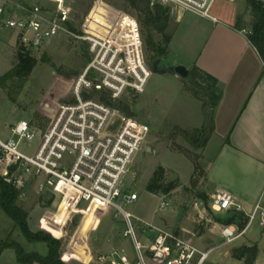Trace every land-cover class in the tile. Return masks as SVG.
I'll return each mask as SVG.
<instances>
[{
	"label": "rangeland",
	"instance_id": "obj_1",
	"mask_svg": "<svg viewBox=\"0 0 264 264\" xmlns=\"http://www.w3.org/2000/svg\"><path fill=\"white\" fill-rule=\"evenodd\" d=\"M3 2L4 12L0 18V137L3 139L9 137L11 126L20 120H28L39 132L44 131L60 105L77 101L73 84L90 61L88 43L78 37L86 28L95 32V24L104 29H114L118 25L123 33L130 32L137 41V24L145 63L150 67V62L157 59V56L151 58L152 51L147 47L140 25L125 0ZM244 4V0L232 3L220 1L213 7L212 13L223 19ZM35 6L40 15L49 19H54L60 8L66 10L67 22L74 30L64 23V30L38 50L26 48L36 60L27 78L1 79L17 61L16 52L22 36L16 28L8 26L7 21L26 17L27 11ZM166 8L170 15V31H173L176 10ZM242 15L248 25L250 12L245 10ZM96 34L103 35L101 32ZM154 36L156 40H161L157 33ZM194 42L195 45H191L193 49L191 46L188 50L179 47L177 55L193 57L196 49ZM166 60L172 62V55H168ZM161 63L165 64V60ZM191 77L176 78L168 72L152 71L140 94L127 92L110 103L103 101L100 93L93 90H82L80 97L117 107L125 115L135 117L150 128L124 176L126 188L138 196L136 201L124 206L126 211L176 233L199 251L212 249L203 264H246L243 259L233 256L234 250L242 245L257 246L255 264H264V231L257 228L232 243H224L219 236L218 225H223L219 220H225L226 216L210 209L209 199L214 191L205 180L211 147L195 148L181 134L182 129L200 128L213 118L210 113L213 109H205L202 105L201 112L200 101L191 90ZM38 141L39 138L23 145V150L32 152ZM158 166L164 168L163 182L175 184V188L167 194L151 193L146 188ZM22 179L23 185L18 187L21 193L18 204L28 213L29 228L34 232L60 231V253L66 264H102L97 257L108 249L109 242L110 246L118 245L124 249L131 260L136 259L131 239L122 237L123 217L114 208L96 199L84 200L77 190L67 189L62 184L37 192L34 180L29 182L25 176ZM161 200L167 202L166 207H159ZM179 208H183L184 214L176 221ZM59 212L68 214L63 225L57 214ZM6 238L18 241L26 251L36 249L42 253L47 248L45 243L26 240L0 209V239ZM145 261L146 264H158L151 259Z\"/></svg>",
	"mask_w": 264,
	"mask_h": 264
},
{
	"label": "built area",
	"instance_id": "obj_2",
	"mask_svg": "<svg viewBox=\"0 0 264 264\" xmlns=\"http://www.w3.org/2000/svg\"><path fill=\"white\" fill-rule=\"evenodd\" d=\"M149 1L151 5L168 6L217 22L213 7L220 1L232 3L237 0ZM3 12L4 2L0 0V18ZM67 20L68 14L64 9L60 8L56 17L49 19L40 15L35 6L27 11L26 17L10 19L7 25L22 34L21 44L25 48L38 50L64 30L63 24ZM100 29L105 36L96 34L89 27L78 36L88 43L90 61L73 84L77 101L60 105L52 122L42 132L30 121L20 120L11 126L7 139L0 137V176L17 188L23 185L22 176H25L29 182L34 180L37 192L62 184L67 189L77 190L82 199L99 200L120 213L124 222L122 237L131 239L136 259L131 260L124 249L115 248L99 254V263L146 264L145 260L151 259L158 264H203L212 249L199 251L176 233L124 208L138 198L124 185V176L150 128L117 107L82 99L80 94L82 90L104 92L110 101L127 92L140 94L152 71L143 58L137 24V41L130 32L123 33L118 25L114 29ZM243 32L246 35V30ZM261 80L264 83V61ZM115 122L118 123L113 128ZM37 138L38 144L32 152L23 150V145ZM166 206L167 202L161 200L159 207ZM209 207L224 214L225 219H232L229 224L218 225V233L224 243L246 237L257 228L264 229V207L260 203L246 210L234 194L216 190L210 196ZM240 216L243 217L242 226Z\"/></svg>",
	"mask_w": 264,
	"mask_h": 264
},
{
	"label": "crops",
	"instance_id": "obj_3",
	"mask_svg": "<svg viewBox=\"0 0 264 264\" xmlns=\"http://www.w3.org/2000/svg\"><path fill=\"white\" fill-rule=\"evenodd\" d=\"M244 3L217 22L175 9V28L167 49L173 60L167 62V54L164 60L165 64L176 62L189 70L197 67L217 79L221 99L213 110L214 132L205 146L211 147L205 180L214 192H231L249 210L256 203L264 207V83L257 50L243 30L235 28L237 17L246 10ZM194 40L193 57L177 55L179 47L188 50L195 45ZM200 105L202 112L201 101ZM57 214L63 225L68 214ZM53 233L61 235L60 231ZM107 245L104 253L121 248L110 246V242ZM32 251L44 255L47 248L42 253ZM0 264L21 263L13 249H5L0 253Z\"/></svg>",
	"mask_w": 264,
	"mask_h": 264
},
{
	"label": "trees",
	"instance_id": "obj_4",
	"mask_svg": "<svg viewBox=\"0 0 264 264\" xmlns=\"http://www.w3.org/2000/svg\"><path fill=\"white\" fill-rule=\"evenodd\" d=\"M126 6L133 13L140 25L141 33L148 48L152 51V56L165 57L168 44L173 31H170V15L168 8L160 5H151L149 0H125ZM246 10L250 12V23L244 22V15H239L235 24L238 30H246V37L249 43L257 50L260 58L264 61V3L261 0H245ZM126 10V7H124ZM128 12V11H127ZM130 13V12H129ZM67 27L74 30L66 21ZM155 33L161 36V40L155 39ZM16 52L17 61L11 70L6 72L1 79L13 78L25 79L32 71L36 60L29 54L26 48L18 44ZM191 84L195 97L202 102L205 109H215L221 99V90L218 81L209 73L200 70L197 67L190 69ZM100 93L101 99L105 102L110 100L104 92ZM128 110V109H127ZM128 112V111H127ZM214 132L213 118L200 128L181 130V134L195 148H204ZM164 168L158 166L148 182L146 188L151 193L167 194L175 188L173 182L164 183ZM20 191L12 183L6 182L0 176V209L12 220L15 227L19 228L23 236L29 242L45 243L47 247L46 254H40L35 251H26L21 243L12 239H0V253L5 249H13L17 260L21 264H66L60 253L62 241L60 235L47 231H32L28 224V213L18 204ZM205 199V195H202ZM240 226H242L243 217L240 216ZM221 224H229L232 219L219 220ZM258 253L257 246L242 245L236 248L233 256L243 259L246 264H253Z\"/></svg>",
	"mask_w": 264,
	"mask_h": 264
},
{
	"label": "water",
	"instance_id": "obj_5",
	"mask_svg": "<svg viewBox=\"0 0 264 264\" xmlns=\"http://www.w3.org/2000/svg\"><path fill=\"white\" fill-rule=\"evenodd\" d=\"M164 56L160 57L158 59H154L150 62V69L153 72H161V73H171L174 75H177L181 78H186L189 75V68H187L183 64H177L176 62H173L172 64H161L163 62ZM211 114H213V110L210 111ZM118 122H115L113 124V128L117 126ZM10 170H13V167L10 168ZM183 215V208H179L176 221H179L182 218Z\"/></svg>",
	"mask_w": 264,
	"mask_h": 264
},
{
	"label": "bare ground",
	"instance_id": "obj_6",
	"mask_svg": "<svg viewBox=\"0 0 264 264\" xmlns=\"http://www.w3.org/2000/svg\"><path fill=\"white\" fill-rule=\"evenodd\" d=\"M95 25H96V26L98 25V26H100V28L104 29V27L101 26V25H99V24H95ZM96 26H94L95 32H96V33H98V32H101V33H102L101 29H98ZM105 29H106V28H105ZM101 36H105V34H103V35H101Z\"/></svg>",
	"mask_w": 264,
	"mask_h": 264
},
{
	"label": "flooded vegetation",
	"instance_id": "obj_7",
	"mask_svg": "<svg viewBox=\"0 0 264 264\" xmlns=\"http://www.w3.org/2000/svg\"><path fill=\"white\" fill-rule=\"evenodd\" d=\"M162 64V63H161Z\"/></svg>",
	"mask_w": 264,
	"mask_h": 264
}]
</instances>
